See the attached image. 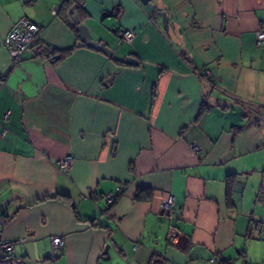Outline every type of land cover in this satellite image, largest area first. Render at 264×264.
Listing matches in <instances>:
<instances>
[{
  "label": "crops",
  "instance_id": "0c3cea01",
  "mask_svg": "<svg viewBox=\"0 0 264 264\" xmlns=\"http://www.w3.org/2000/svg\"><path fill=\"white\" fill-rule=\"evenodd\" d=\"M151 1L0 0V234L25 238L26 264H264V0ZM75 3L94 39L138 64L77 46ZM23 18L42 25L34 44L69 55L13 62L3 40Z\"/></svg>",
  "mask_w": 264,
  "mask_h": 264
},
{
  "label": "built area",
  "instance_id": "2783aa9c",
  "mask_svg": "<svg viewBox=\"0 0 264 264\" xmlns=\"http://www.w3.org/2000/svg\"><path fill=\"white\" fill-rule=\"evenodd\" d=\"M50 13L52 15H56L58 13V6L51 7ZM42 25L38 22L31 21L28 19H21L15 22L10 29L8 30L5 38L3 40V44L9 54L10 59L13 62H19L22 58L31 53L34 48V43L36 41V37L41 29ZM119 42H128L130 43L135 37V31L130 28H122L119 30ZM257 43L264 41V28L259 29L256 35ZM202 75L205 76L209 81L212 79V74L209 69H204ZM3 82V77L0 76V86ZM8 114H6L7 116ZM5 116V119H6ZM193 150H197L196 146H192ZM71 162V157L69 155L61 158L58 161L59 168L61 170H65ZM125 187L123 185L118 186L114 193H108L103 196L105 203L108 206H111L115 200L124 193ZM176 203L174 201L173 196H169L164 199L162 203L163 212L165 215L172 218V214L175 210ZM7 220L5 215L0 216V225H3ZM175 234V229L173 227L170 228V235L173 236ZM25 238H19L15 240H5L1 237L0 234V264H26L23 260L16 257L13 253V247L17 243H23ZM53 252H57L60 246L62 245V238L60 236H53L51 238ZM219 260L217 257H211V262H216Z\"/></svg>",
  "mask_w": 264,
  "mask_h": 264
},
{
  "label": "water",
  "instance_id": "95a60500",
  "mask_svg": "<svg viewBox=\"0 0 264 264\" xmlns=\"http://www.w3.org/2000/svg\"><path fill=\"white\" fill-rule=\"evenodd\" d=\"M141 4L146 8L147 11L152 12L154 10V4L151 0H139ZM77 6L78 3H75L71 6V8L67 12V21L70 26L74 28L77 32L79 40L77 42V46H88L100 52H103L105 55L109 56L112 60L128 65H137L138 61L136 58L132 56H120L113 52V49L107 44L106 41L101 39H94L92 37L91 28L82 20H80L77 14ZM158 14L161 15L167 33L172 40H175L172 28L168 22L167 12L166 11H158ZM163 211V210H162ZM107 252V248L105 249Z\"/></svg>",
  "mask_w": 264,
  "mask_h": 264
},
{
  "label": "trees",
  "instance_id": "16d2710c",
  "mask_svg": "<svg viewBox=\"0 0 264 264\" xmlns=\"http://www.w3.org/2000/svg\"><path fill=\"white\" fill-rule=\"evenodd\" d=\"M34 48H35V52H37L39 54L42 53V52L45 53V54H47L50 57V60H51L52 63H57V62L61 61L66 56H68L69 53L72 50L71 48L63 49V50H58V49H55V48H52V47H49V46H46V45H42L40 43L35 44L34 45ZM148 197H149L148 192L146 190H142L141 189V190H139L137 192L135 198L136 199H144V198H148ZM43 199H41V200H43ZM110 207L111 206H107V209H105V210L108 211V209Z\"/></svg>",
  "mask_w": 264,
  "mask_h": 264
}]
</instances>
